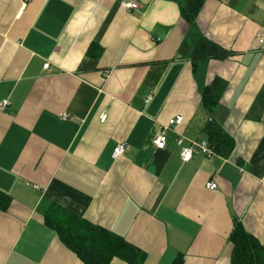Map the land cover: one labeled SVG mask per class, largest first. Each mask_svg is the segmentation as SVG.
<instances>
[{"label":"crops","instance_id":"crops-1","mask_svg":"<svg viewBox=\"0 0 264 264\" xmlns=\"http://www.w3.org/2000/svg\"><path fill=\"white\" fill-rule=\"evenodd\" d=\"M124 1L0 0V264H85L46 224L48 202L124 237L142 264H232L235 219L264 245V0H205L193 23L186 0ZM202 37L226 56L194 62ZM211 119L233 150L183 162L176 132L208 139Z\"/></svg>","mask_w":264,"mask_h":264},{"label":"trees","instance_id":"trees-1","mask_svg":"<svg viewBox=\"0 0 264 264\" xmlns=\"http://www.w3.org/2000/svg\"><path fill=\"white\" fill-rule=\"evenodd\" d=\"M205 0H186L180 3V12L189 23L195 22ZM227 54L216 43L202 37L192 53L196 62L204 57H225ZM224 82L213 80L204 92V103L214 110L219 102ZM210 144L217 153L228 155L234 148V139L211 119L205 128ZM11 197L0 190V209H7ZM46 224L54 229L60 240L74 251L85 264H110L114 257L123 258L127 264H142L145 254L124 237L95 225L68 209L52 202L44 207ZM233 244L232 264H264V245L250 233L243 223L235 219L230 235ZM172 264H185L178 255Z\"/></svg>","mask_w":264,"mask_h":264},{"label":"built area","instance_id":"built-area-1","mask_svg":"<svg viewBox=\"0 0 264 264\" xmlns=\"http://www.w3.org/2000/svg\"><path fill=\"white\" fill-rule=\"evenodd\" d=\"M25 5L30 0H20ZM123 7L126 9H136L139 7V4L137 1L129 0L124 1L122 3ZM259 42L264 44V38L259 39ZM50 63L46 62L44 64L45 68H49ZM151 99V95L147 97V101ZM9 101L7 99L1 101L0 107L5 108L8 105ZM107 117V114L102 115V120L104 121ZM66 119L67 116H64ZM184 121V117L182 115H177L173 118H171L168 123L163 125L161 131L159 134L154 138V144L158 148H164L167 142V133L170 130L176 131V127L181 125ZM177 133V144L180 147L181 150V158L183 162H189L192 160L193 156L197 152H201L205 155H213L217 152L215 151L214 147L210 144L208 139H194V138H188L184 134L180 132ZM127 148V144L125 142L119 143L113 152L114 159H117L119 156H121ZM206 187L211 190H215L218 187V178L217 176H213L206 184Z\"/></svg>","mask_w":264,"mask_h":264}]
</instances>
